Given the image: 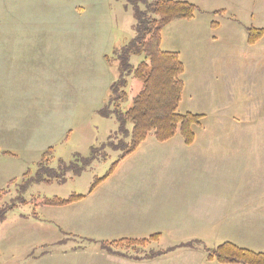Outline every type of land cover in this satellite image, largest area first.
<instances>
[{"label":"rangeland","instance_id":"obj_1","mask_svg":"<svg viewBox=\"0 0 264 264\" xmlns=\"http://www.w3.org/2000/svg\"><path fill=\"white\" fill-rule=\"evenodd\" d=\"M172 1L188 2L197 9L193 19L167 24L158 44L162 51L177 52L184 64L177 113L202 115L200 126L193 128L194 144H242L243 137L250 144H264V34L255 37L253 44L247 41L248 29L264 28V0ZM142 8L139 0H0V45L7 46V31L21 30L27 36L38 33L36 44L65 52L58 75L40 80L29 106L7 100V50H0V144L24 135L14 132L8 116L19 117L18 131L25 122L23 117L40 124L33 132L36 144L52 143L43 160L36 158L27 164L7 161V182L0 191V264H26L28 255L63 248L92 251L86 242L52 241L56 233L66 235L51 222L53 208L41 205L45 199L84 195L89 199L80 205L81 223L114 234L134 232L126 239H140L141 230L166 221L159 243L123 249L133 257L152 259L181 244L176 237H184V232L172 230L181 221L174 211L199 207L188 198L190 194L213 190L212 166L205 171V165L196 159L199 151L182 148L178 134L167 143L148 137L121 158L130 144L131 124L118 121L113 103L107 104L116 69L106 56L111 58L114 49L131 41L135 11ZM142 61V54L130 57L133 68ZM79 78L92 79L90 88H85L91 89L90 94L79 96L68 86L73 79L75 86L82 85ZM140 87L139 81L127 77L128 98L120 103V110L128 107ZM240 128L246 129L242 133ZM216 153V158L222 157L217 149ZM211 157L209 151L201 150V158L213 160ZM151 185L166 205L170 201L171 216L151 217L145 210L137 213L133 207H125L128 196L153 190ZM212 209L201 204L203 222ZM195 235L208 248L221 243L220 238L206 237L211 235L209 230L199 229ZM178 251L182 249L172 252Z\"/></svg>","mask_w":264,"mask_h":264},{"label":"crops","instance_id":"obj_2","mask_svg":"<svg viewBox=\"0 0 264 264\" xmlns=\"http://www.w3.org/2000/svg\"><path fill=\"white\" fill-rule=\"evenodd\" d=\"M18 31L25 37L21 36ZM37 36H27L21 30H11L7 31V46L0 45V50H7V100L26 102L29 105V101L33 100L37 94L36 86L40 80L47 75L56 77L58 66L65 62L62 58L65 52L52 51V46L36 44ZM78 80L83 86H75L74 79L69 80L67 84L73 91H77L76 94L79 96L87 92L90 94L91 89L86 90L85 88L86 85L90 88L92 79L79 78ZM107 84L109 86L111 81ZM34 90L35 92H33ZM8 117L12 118L11 124L14 127V132H24V135L12 137L11 141L7 140V144H0V166L4 171L2 175L0 174V191L2 185L7 182L8 160L27 164L36 158H42L47 148L52 145L49 142L36 144L37 137L33 136V132H37L40 124L33 123L28 117H23L25 122L18 131L16 126L19 117ZM245 129L242 128L240 131L243 133ZM181 143L179 145L186 150L196 148L199 151L196 159L205 165V171L209 165L212 166L213 190L189 193L192 196L188 198L194 203H199L200 206L207 204L213 209L211 216L204 217V222L200 217L202 214L200 206L175 210L174 212L178 214L181 221L178 220V225L172 230L184 232V237H176V243L198 241L195 234L199 229H203V232L204 230L211 232V235L206 237L220 238L221 243H230L255 253L264 254V144H250L244 140V137L243 140H240L242 144H192L186 146L183 141ZM203 149L209 151L213 160L201 158ZM216 149L222 157L216 158ZM150 188L153 190L142 189L136 194L128 196L125 207H133L137 213L145 210V213L151 217L166 218V213L171 216L173 208L170 201L166 205V200L161 193L152 185ZM86 199L82 198L76 203L59 208L52 207L51 222L58 226L66 236L86 240L84 241L86 246L92 248V251H66L67 249L63 248L57 252L28 255L26 264H215L208 263L205 260L206 254L199 248L182 249L177 253L170 252L144 260H133L103 251L100 248L101 242L131 238L130 236L134 232L114 234L111 231L104 232L103 229L96 228L92 224L88 226L81 223L84 215L79 209ZM121 202H125V199H122ZM74 218L78 221H74ZM224 223H228V226H224ZM166 226V221H164L163 225L147 227L139 232V238L144 239L159 234L160 237L157 241L159 243ZM214 229L220 231L212 235ZM194 232L196 233L194 234ZM56 234L57 236L51 237L52 241L58 243L64 239L67 244H77L67 240L66 237L59 236L58 233ZM203 237L205 236L203 235Z\"/></svg>","mask_w":264,"mask_h":264},{"label":"trees","instance_id":"obj_3","mask_svg":"<svg viewBox=\"0 0 264 264\" xmlns=\"http://www.w3.org/2000/svg\"><path fill=\"white\" fill-rule=\"evenodd\" d=\"M139 1L143 8L135 11L134 37L124 47L114 49L111 58L106 56V61L112 63L116 69V79L109 87L110 94L107 104L109 106L113 103L112 112L118 121L131 124L130 144L121 158L133 153L148 137H152L158 143H167L178 134L184 145L191 146L195 142L193 128L199 127L202 121V115L177 113L184 89L182 80L184 64L177 52L162 51L158 47L161 30L174 20L193 19L196 7L188 2L172 0ZM262 34H264V28L248 29V44H253L255 37ZM140 54L144 55V61L133 68L130 64V57ZM129 75L133 80L139 81L141 87L128 107L120 110V103L126 102L128 98L126 86ZM48 154L46 151L42 160ZM42 160L39 166L43 164ZM96 185H93L91 190ZM82 198L84 195L72 194L67 199H45L41 205L63 207L76 203ZM159 237V234H154L144 239H120L101 242L100 246L107 253L142 260L145 258L133 257L135 255L124 252L123 249L144 247L156 243ZM66 239L77 244L86 241L68 235ZM189 248H200L206 254L205 260L208 263L264 264V254L255 253L230 243H220L213 248H208L200 241H190L172 246L158 255L167 254L176 249Z\"/></svg>","mask_w":264,"mask_h":264}]
</instances>
